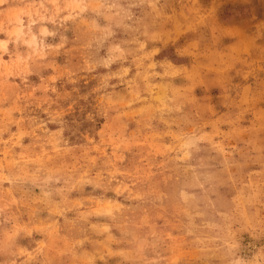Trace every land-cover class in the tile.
I'll use <instances>...</instances> for the list:
<instances>
[{
	"label": "rangeland",
	"instance_id": "rangeland-1",
	"mask_svg": "<svg viewBox=\"0 0 264 264\" xmlns=\"http://www.w3.org/2000/svg\"><path fill=\"white\" fill-rule=\"evenodd\" d=\"M0 264H264V0H0Z\"/></svg>",
	"mask_w": 264,
	"mask_h": 264
}]
</instances>
